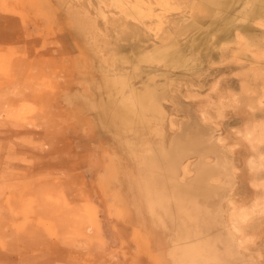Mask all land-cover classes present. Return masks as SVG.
I'll return each mask as SVG.
<instances>
[{
  "label": "rangeland",
  "instance_id": "obj_1",
  "mask_svg": "<svg viewBox=\"0 0 264 264\" xmlns=\"http://www.w3.org/2000/svg\"><path fill=\"white\" fill-rule=\"evenodd\" d=\"M0 264H264V0H0Z\"/></svg>",
  "mask_w": 264,
  "mask_h": 264
},
{
  "label": "bare ground",
  "instance_id": "obj_2",
  "mask_svg": "<svg viewBox=\"0 0 264 264\" xmlns=\"http://www.w3.org/2000/svg\"><path fill=\"white\" fill-rule=\"evenodd\" d=\"M125 4H127V3H125ZM125 4H124V5H125ZM139 4H140V3H139ZM128 5H129V4H128ZM148 6H149V4H148ZM125 7H126V6H125ZM135 7H136V6H135ZM135 7H134V8H135ZM123 8H124V7H123ZM136 8H137V7H136ZM136 8H135V9H136ZM126 9H128V8H126ZM135 9H134V10H135ZM138 9H139V7H138ZM138 9H137V10H138ZM149 9H150V8H149ZM137 10H136V11H137ZM150 10H151V9H150ZM125 11H126V10H125ZM132 11H133V10H132ZM127 12H128V10H127ZM124 13H125V12H124ZM137 13H139V12L137 11ZM142 15H143V14H142ZM142 15H141V16H142ZM205 184H206V183H205ZM205 187H206V185L202 184L201 186L198 185V188H197V189H198V190L200 191V193H201V191H202V192H203V191H204V192L206 191V190H205V189H206ZM194 189L196 190L195 187H194ZM241 213H242V212H241ZM243 213H244V212H243ZM243 213H242V214H243ZM248 215H249V214H248ZM243 217H244V216H243ZM238 230H240V229H238ZM185 233H186V232H185ZM186 235H187V233H186ZM187 237H188V236H187ZM188 238H189V237H188ZM184 244H185V243H184ZM197 259H199V258H197Z\"/></svg>",
  "mask_w": 264,
  "mask_h": 264
}]
</instances>
